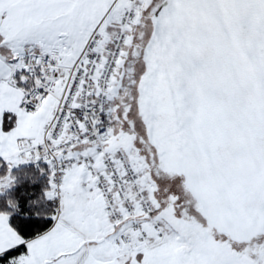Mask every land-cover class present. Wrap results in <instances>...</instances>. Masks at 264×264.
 I'll return each instance as SVG.
<instances>
[{"label": "snow or ice", "instance_id": "1", "mask_svg": "<svg viewBox=\"0 0 264 264\" xmlns=\"http://www.w3.org/2000/svg\"><path fill=\"white\" fill-rule=\"evenodd\" d=\"M0 264H264V0H0Z\"/></svg>", "mask_w": 264, "mask_h": 264}, {"label": "trees", "instance_id": "2", "mask_svg": "<svg viewBox=\"0 0 264 264\" xmlns=\"http://www.w3.org/2000/svg\"><path fill=\"white\" fill-rule=\"evenodd\" d=\"M21 187H27V182H25L23 185H17L15 190L19 192ZM21 207H23V200H21Z\"/></svg>", "mask_w": 264, "mask_h": 264}]
</instances>
